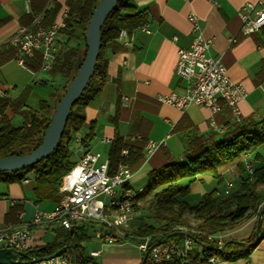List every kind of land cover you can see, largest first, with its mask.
I'll return each mask as SVG.
<instances>
[{
	"label": "crops",
	"instance_id": "1",
	"mask_svg": "<svg viewBox=\"0 0 264 264\" xmlns=\"http://www.w3.org/2000/svg\"><path fill=\"white\" fill-rule=\"evenodd\" d=\"M78 1L0 0V97L5 96L12 103L5 110L10 123L15 113L22 115L20 110H37L41 103L51 111L63 92L67 74L50 69L40 71L39 52L28 60L27 67H22L13 57L5 58L8 51L4 50L12 45L11 39L18 27L29 25L38 13L44 14V26L59 21L64 26V19L76 8ZM248 1L264 3V0H132L145 14L146 23L105 42L106 78L100 91L82 109L85 120L69 141L70 158L76 162L84 152L92 151L108 159L110 167H115L117 155L125 160L132 172L128 186L133 190L142 189L131 222L148 216L149 212L146 214L142 205L149 203L156 190L148 192L147 188L164 175L168 167L185 162L190 149L198 144L209 147L212 140H218L230 129L231 124L229 131L245 128L261 132L264 129V29L250 34L241 32L238 10ZM191 12L198 17L203 35L212 40L210 54L220 57L230 79L244 88L245 95L238 104L242 118L239 123L232 117L227 122V115L231 113L226 106L212 114L208 107L191 103L181 111L160 98L185 90L186 81L174 72V67L177 49L187 47L192 40L191 23L187 19ZM63 26L57 32L58 51L76 45L83 51L81 29L76 30V37L69 38ZM232 38L235 40L231 41ZM123 97H127L126 102ZM212 119L221 131L211 126ZM226 125L229 126L223 128ZM88 134L87 143H81ZM150 141L152 146L148 144ZM262 145L218 166L217 174L223 181L232 179L235 184L246 171V161L256 165L259 162L254 156L264 157L260 152ZM122 150H126V154H122ZM36 178L35 171L31 170L19 181L0 180V229L30 224L37 212L53 211L60 197L59 188L53 194L38 197ZM211 180L209 173L197 174L190 183L189 193L209 192L204 182ZM182 182L186 184L187 179ZM213 189L221 191L223 188ZM132 224L134 228L139 226ZM99 228L97 222L91 221L73 228L87 236L80 242L87 255L91 250L99 251L97 256H90L93 259L90 264H141L140 238L106 243L95 234ZM30 232L27 248L40 252L45 245L66 241L68 230L49 220L30 224ZM182 242L183 239L175 243L181 246ZM40 257H43L41 252ZM244 260L250 264H264V236H260L245 257L220 260L216 264Z\"/></svg>",
	"mask_w": 264,
	"mask_h": 264
},
{
	"label": "trees",
	"instance_id": "2",
	"mask_svg": "<svg viewBox=\"0 0 264 264\" xmlns=\"http://www.w3.org/2000/svg\"><path fill=\"white\" fill-rule=\"evenodd\" d=\"M98 1L79 0L76 8L70 11L64 19L62 30L69 38L76 37V30L81 29L84 49L81 51L79 45H76L66 47L56 53L55 62L50 70L67 74V82L63 87V92L58 96L55 106L76 73L73 65L74 60L78 54L84 56L86 26ZM145 23V14L136 7L132 0L117 1L101 27V43L94 72L79 99L71 108L57 147L51 155L41 159L37 164L21 170L0 172L1 181H19L28 172L34 170L37 175L36 194L38 197L57 192L64 175L74 164L70 158L69 141L73 133L79 130L84 123L82 109L100 91L106 78L107 57L103 50L105 42L118 37L122 30L130 33ZM4 51H8L5 58L14 57L15 48L13 45L7 46ZM8 106H12V103L7 97L1 96L0 157L26 154L38 147L49 124L52 110L55 108L54 106L49 111L41 103L37 110H20L24 121L22 125L15 127L11 125L6 115L5 110ZM13 109L17 110L15 107ZM230 120L231 114L227 115V122ZM232 125L228 127L229 130H231ZM229 130L218 140H212L209 147L202 144L196 145L186 155L185 162L174 167H168L169 170L164 175L162 174L157 180H154L147 188L148 192L156 190L149 201L150 209L147 216L152 220V223L140 224L131 231L124 230L122 227L121 230L124 235L116 234V241L136 238H140L139 241H142V238L150 236L151 244L163 240L178 243L185 237L182 229H187L188 235L195 241L196 245L188 253L190 263H185L182 257H172L159 264H208L206 259L212 255H217L220 260L230 261L245 257L254 247L257 219L261 208L264 207V157L259 154L254 156L259 163L252 165V173L245 171L238 177L230 193H217L219 190L212 189L203 193L196 205H191L185 200L189 194L190 183L197 174L209 173L221 183L223 179L216 171L218 166L234 161L242 154L264 144V129L261 132H251L245 128ZM88 140L89 134L81 140V143L86 144ZM113 150L115 153L116 150ZM116 160L115 167H110L109 162L110 173L116 171L118 163L125 162L120 155H117ZM183 179H187L186 184L180 182ZM191 218L194 219V222ZM252 218H255V223L250 236L238 240L232 238V235H227L234 231L235 226L240 221ZM216 234L227 235L220 250L212 248L215 239L210 237ZM259 234L261 237L264 236V210L261 212ZM66 237V241L63 243L42 247L40 252L43 257L53 254L64 245L72 244L76 253V264L93 262V259L85 253L80 244L81 240L87 238L85 233H78L72 229L71 232L68 230ZM40 252H36L34 249H26L22 259L25 260L29 254L38 257ZM64 254L69 263L72 264L71 251L66 250ZM145 264H151L148 257Z\"/></svg>",
	"mask_w": 264,
	"mask_h": 264
},
{
	"label": "built area",
	"instance_id": "3",
	"mask_svg": "<svg viewBox=\"0 0 264 264\" xmlns=\"http://www.w3.org/2000/svg\"><path fill=\"white\" fill-rule=\"evenodd\" d=\"M241 20V32L250 34L264 29V3L245 2L238 10ZM44 14L35 15L29 25H21L11 39L15 48L14 59L22 66L27 67L28 59L40 53V71L51 69L59 43L57 32L63 26V22H53L48 26L43 25ZM187 19L191 23L192 40L187 47L177 49V60L174 72L186 81L184 92H171L162 95V101L183 111L191 103L206 106L212 114L218 113L223 106L230 109L232 119L241 122L239 102L243 99L245 91L240 83L230 79L226 67L220 57L212 56L209 52L212 40L202 33L199 19L194 13H188ZM122 30L119 36L125 35ZM232 38L231 41H234ZM126 102L127 97H123ZM211 126L217 131L213 119ZM229 125L224 126L227 128ZM79 141V140H78ZM149 146L153 142L148 143ZM126 154V150H122ZM245 170L253 172L250 161L245 162ZM132 175L130 167L125 162L117 165L114 173L109 172L108 159H102L100 153L86 151L70 167L62 179L59 188L60 197L55 208L51 212H37L30 224H41L45 221H55L64 229H73L85 222H97L100 228L96 236L102 242L113 243L115 235H124L121 228L127 226L134 216L137 205V196L142 189L133 190L128 186ZM232 179L225 182V186L217 193L228 194L232 190ZM30 224L8 225L0 229V248L13 247L25 251L30 238ZM184 231V239L181 246L173 241H161L151 244L150 236L142 238L138 248L142 254L147 252L151 264H159L172 257H182L185 263H190L188 253L196 246L195 241ZM222 234H216L210 238L215 239L212 246L214 250H220ZM98 250H91L89 256L95 257ZM220 261L217 255L206 259L208 264H216ZM14 264H70L66 255L36 260V256L29 254L25 260ZM233 264H250L248 261Z\"/></svg>",
	"mask_w": 264,
	"mask_h": 264
},
{
	"label": "water",
	"instance_id": "4",
	"mask_svg": "<svg viewBox=\"0 0 264 264\" xmlns=\"http://www.w3.org/2000/svg\"><path fill=\"white\" fill-rule=\"evenodd\" d=\"M117 1L118 0H99L94 7L85 30L86 50L84 56L78 54L74 60L73 65L76 73L50 115L49 124L42 136L39 146L26 154L1 156L0 172L27 168L37 164L41 159L47 158L53 153L54 149L58 145L60 137L62 136L73 104L79 99L94 72L101 43V27L106 16L114 9ZM262 210H264V207L261 208L258 215L256 224V239L253 243L260 238L259 226ZM66 250L71 251L72 264H76V253L74 245L72 244L62 246L51 255L44 257L38 256L36 257V260L39 261L41 259L58 256ZM23 255H25V251L18 250L13 247H2L0 248V264H14L21 260ZM147 255V252L143 255L141 264H145Z\"/></svg>",
	"mask_w": 264,
	"mask_h": 264
},
{
	"label": "rangeland",
	"instance_id": "5",
	"mask_svg": "<svg viewBox=\"0 0 264 264\" xmlns=\"http://www.w3.org/2000/svg\"><path fill=\"white\" fill-rule=\"evenodd\" d=\"M45 73H47V72H45ZM28 104H29V106H33L31 103H28ZM22 124H23L22 115L20 113H15L12 116L11 125L17 127V126H20ZM260 152L264 153V145L261 146ZM72 159H73V157H72ZM180 182L183 183L182 180ZM204 186L207 189V191H210L213 188L222 189L225 186V181H222L221 183H219L218 180L212 176L211 182H204ZM201 196H202V193L190 192L188 194V196L186 197V201L188 203H190L191 205H196L199 202V200L201 199ZM142 206L145 207V210L147 211V212L145 211V213L147 214L149 212V209H150L149 203L148 204L145 203ZM192 220L194 222V219H192ZM248 221H249L248 219L242 220L235 226L234 231L232 233V238H245L244 236L248 237L249 234L250 235L252 234V232H253L252 230H253L254 223H255V218H252V220H251L252 222H248ZM132 223H135L137 225L138 224L139 225L144 224V223L150 224V223H152V220L146 216L142 217L140 219L138 218L133 222L130 221L129 224L124 227V230L131 231V230L135 229L134 225ZM226 237H227V235H223L222 240H224Z\"/></svg>",
	"mask_w": 264,
	"mask_h": 264
}]
</instances>
